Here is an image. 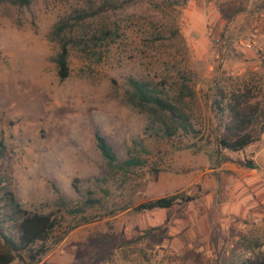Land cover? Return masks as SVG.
Listing matches in <instances>:
<instances>
[{
  "label": "rangeland",
  "instance_id": "374dc122",
  "mask_svg": "<svg viewBox=\"0 0 264 264\" xmlns=\"http://www.w3.org/2000/svg\"><path fill=\"white\" fill-rule=\"evenodd\" d=\"M104 1L0 5V185L24 210L57 221L37 264H224L259 254L264 167L242 161L264 146V132L240 151L219 149L212 100L246 92L264 105V50L243 45L253 34L264 48V0ZM62 19L76 23L60 80L50 31ZM128 78L181 96L192 130L167 136L130 106ZM95 133L118 161L141 164L109 168ZM177 192L197 197L133 210Z\"/></svg>",
  "mask_w": 264,
  "mask_h": 264
},
{
  "label": "trees",
  "instance_id": "16d2710c",
  "mask_svg": "<svg viewBox=\"0 0 264 264\" xmlns=\"http://www.w3.org/2000/svg\"><path fill=\"white\" fill-rule=\"evenodd\" d=\"M124 5L133 0H121ZM31 0H0L1 4L24 7ZM118 1L105 0L102 5H115ZM74 19H78L77 17ZM67 19L59 20L51 29L50 37L56 40L58 51L53 57L57 77L61 80L68 74L67 55L68 45L71 42L66 31L72 26ZM128 90L125 91V101L140 111L155 116L167 136L175 132L188 133L192 130L187 112L182 107V97L171 101L166 93L157 88L150 81L128 78ZM223 95L213 98L212 106L219 118L221 130L215 137L216 147L237 152L259 140L264 132V105L257 102L248 103L246 92H232L223 102ZM95 146L111 169L126 170L129 167L140 165L141 160L134 156L118 161L107 140L94 134ZM4 150L0 138V155ZM248 168L255 164L250 159L242 161ZM0 200L4 201V210L0 211V264H8L16 259L18 264H37L49 249L51 232L56 225V218L50 213L28 212L24 210L14 193L8 187L7 181L0 185ZM197 196L187 193H172L144 200L133 207L134 211L142 212L154 208H169L173 205L192 201ZM6 223L15 226V231L5 227ZM224 264H264V249L252 257L230 260Z\"/></svg>",
  "mask_w": 264,
  "mask_h": 264
},
{
  "label": "built area",
  "instance_id": "2783aa9c",
  "mask_svg": "<svg viewBox=\"0 0 264 264\" xmlns=\"http://www.w3.org/2000/svg\"><path fill=\"white\" fill-rule=\"evenodd\" d=\"M245 47L253 46L256 50L263 51V46L255 39V36L253 34H250V36L245 40L243 43Z\"/></svg>",
  "mask_w": 264,
  "mask_h": 264
},
{
  "label": "crops",
  "instance_id": "0c3cea01",
  "mask_svg": "<svg viewBox=\"0 0 264 264\" xmlns=\"http://www.w3.org/2000/svg\"><path fill=\"white\" fill-rule=\"evenodd\" d=\"M264 152V146L260 147L257 151H256V155L253 156L252 158V161L254 162V164L258 167V168H262L264 167L263 164H261L259 161H258V156L260 155L261 152Z\"/></svg>",
  "mask_w": 264,
  "mask_h": 264
}]
</instances>
